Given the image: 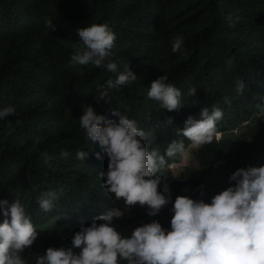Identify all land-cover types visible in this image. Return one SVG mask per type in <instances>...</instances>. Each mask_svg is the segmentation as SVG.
Wrapping results in <instances>:
<instances>
[{
    "label": "trees",
    "instance_id": "trees-1",
    "mask_svg": "<svg viewBox=\"0 0 264 264\" xmlns=\"http://www.w3.org/2000/svg\"><path fill=\"white\" fill-rule=\"evenodd\" d=\"M229 17L239 19L229 27ZM101 22L116 36L108 59L117 71L128 64L137 79L97 100V85L115 73L73 66L68 59L79 43L76 29ZM177 35L183 37V50L173 53ZM162 74L181 91L184 103L177 110L164 109L146 95L150 82ZM237 79L245 83L240 93ZM189 87L196 88L195 96L185 95ZM261 96L264 0H0V104L16 108L0 120V198L20 199L36 228V240L22 253L27 264L49 246H69L79 226L105 208L124 207L97 179L107 157L97 159L98 143L83 136L82 104L106 118L115 119L111 112L118 109L135 119L152 133L149 148L161 153L171 139H183L185 152L191 149L177 128L189 114L198 118L201 106L217 104L223 111L219 139L196 148V165L182 163L184 152L166 158L161 170L173 200L176 195L199 198L202 186L207 201L229 185L236 168L264 164ZM61 149L69 155L60 156ZM77 149L89 151L84 161L75 158ZM47 190L56 191L57 199L44 212L36 197ZM170 207L150 217L144 207L133 205L113 224L124 235L152 219L167 227Z\"/></svg>",
    "mask_w": 264,
    "mask_h": 264
},
{
    "label": "clouds",
    "instance_id": "clouds-1",
    "mask_svg": "<svg viewBox=\"0 0 264 264\" xmlns=\"http://www.w3.org/2000/svg\"><path fill=\"white\" fill-rule=\"evenodd\" d=\"M237 19L227 18L229 27ZM76 34L79 43L69 53L68 63L77 67L92 65L115 73L114 78L97 85L95 99H104L109 96V89L137 79L128 64L117 71V64L108 59L113 55L116 36L107 22L78 27ZM182 50L183 37L177 35L171 41V51ZM244 88L245 83L237 79L236 92ZM196 93L195 87H189L185 95ZM146 95L169 111L184 103L180 89L167 82L163 74L150 82ZM260 100L264 101V96ZM224 103H230L228 97H224ZM81 107L78 123L85 140L92 145L98 143L100 151L94 153L97 159L102 154L107 157L106 170L99 171L97 176L100 186L114 201L122 199L124 207L105 208L87 225L79 226L69 246L47 247L43 254L36 255L34 264H264V164L236 168L227 178L229 185L207 201L202 186L199 198L176 195L173 200L167 182L162 181L165 175L161 170L166 158L183 156L184 140L171 139L161 153L155 147L149 148L152 133L138 127L135 119L118 109L112 110V119L97 114L90 104ZM15 112V105L0 104V120ZM222 115L217 104L201 106L198 118L189 114L183 127L177 128V136L186 138L195 150L210 144L219 139L217 122ZM40 155L47 159L46 152ZM68 155L67 150L61 149L60 156ZM88 155L86 150L75 151L77 160L84 161ZM56 199L54 190L43 191L36 197L44 212L53 209ZM169 203L167 227L152 219L124 235L113 224L130 206L144 207L146 214L154 217ZM0 216V264H27L22 253L30 248L38 233L25 206L18 198H0Z\"/></svg>",
    "mask_w": 264,
    "mask_h": 264
},
{
    "label": "rangeland",
    "instance_id": "rangeland-1",
    "mask_svg": "<svg viewBox=\"0 0 264 264\" xmlns=\"http://www.w3.org/2000/svg\"><path fill=\"white\" fill-rule=\"evenodd\" d=\"M188 151L189 152H187L186 154H184L185 156H184V158L182 160V163L183 164H187L189 166L196 165L197 160H196V157H195V148L192 147ZM173 170H174V172H177L176 166L173 167Z\"/></svg>",
    "mask_w": 264,
    "mask_h": 264
}]
</instances>
